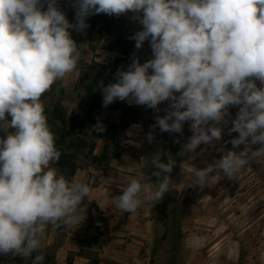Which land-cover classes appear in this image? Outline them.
Wrapping results in <instances>:
<instances>
[{"label": "clouds", "instance_id": "clouds-1", "mask_svg": "<svg viewBox=\"0 0 264 264\" xmlns=\"http://www.w3.org/2000/svg\"><path fill=\"white\" fill-rule=\"evenodd\" d=\"M73 7L70 20L60 0H0V255L22 256L31 264H43L50 224L81 225L86 219L91 186L61 172L62 152L41 97L77 69L82 44L72 31L87 29L90 15L132 13L142 27L130 39L136 49L146 40L152 49L146 62L135 57L114 81L98 83L103 106L120 100L159 113L169 101L152 127L177 133L191 121L193 134L179 156L220 141L229 123L228 133H239L221 158L190 170L192 185L207 188L217 176L239 179L255 158L264 157V0H73ZM230 106H240L235 119ZM105 128L98 121L89 132ZM154 138L149 132L147 140ZM256 144L261 147L253 150ZM162 155L157 151L147 161L159 179L150 182L143 172L131 178L116 208L133 213L173 190L177 161L171 153L167 161Z\"/></svg>", "mask_w": 264, "mask_h": 264}, {"label": "rangeland", "instance_id": "rangeland-1", "mask_svg": "<svg viewBox=\"0 0 264 264\" xmlns=\"http://www.w3.org/2000/svg\"><path fill=\"white\" fill-rule=\"evenodd\" d=\"M60 5L74 20L73 0H60ZM132 15H90L87 29L73 30V38L82 44L78 67L41 97L64 150L58 162L61 172L80 177L92 189L84 202L86 219L81 225L48 226L43 264H264V164L256 162L264 157L255 158L239 179L217 176L203 189L191 184L192 168L206 167L233 148L230 141L239 133H228L231 123L220 141L179 156L193 134L191 121L177 133L152 127L157 115H166L169 101L162 102L157 113L146 105L120 100L105 107L98 89L95 102L84 94L97 75L102 74L107 84L116 79L118 70H127L135 57L141 63L152 58L149 41L136 49L135 40L130 39L142 27ZM239 107L230 106L231 119ZM98 121L104 123L105 131L90 134ZM149 132L155 137L151 142ZM80 147L76 152L74 148ZM260 147L253 145V150ZM157 151L164 153L165 161L168 153L176 158L173 190L156 203L146 201L133 213L122 212L115 201L131 178L143 172L150 182L159 179L152 174L155 166L147 163ZM0 264H31V260L9 253L0 255Z\"/></svg>", "mask_w": 264, "mask_h": 264}, {"label": "trees", "instance_id": "trees-1", "mask_svg": "<svg viewBox=\"0 0 264 264\" xmlns=\"http://www.w3.org/2000/svg\"><path fill=\"white\" fill-rule=\"evenodd\" d=\"M104 80V78H103V75L102 74H100L99 76L97 75V77L95 78V80H94V83L93 84H90V89H88V90H86V91H84V94H86L87 95V97L89 98V101H91V103L92 102H95V100L100 96V97H103V95H102V93H101V90L99 89V88H97L96 86L98 85V83L100 82V81H103ZM96 89H98V92L100 91V94H99V96L97 95V90ZM89 90H91L90 92H89ZM124 109H123V107H121L120 108V111H123ZM123 123H126V119H124L123 118ZM58 137L60 138V136H59V134L56 136V142H57V147L59 148V149H61V147H59V145H58ZM74 140V139H73ZM75 142V144L77 143L76 142V140H74ZM65 149V148H64ZM75 149V151L76 152H78V150H80L81 149V147L80 148H74ZM63 149H61V152L63 153ZM67 153V152H66Z\"/></svg>", "mask_w": 264, "mask_h": 264}]
</instances>
